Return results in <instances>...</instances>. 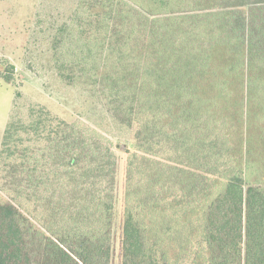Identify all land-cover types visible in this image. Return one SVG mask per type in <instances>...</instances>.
<instances>
[{
    "label": "trees",
    "instance_id": "trees-1",
    "mask_svg": "<svg viewBox=\"0 0 264 264\" xmlns=\"http://www.w3.org/2000/svg\"><path fill=\"white\" fill-rule=\"evenodd\" d=\"M72 9L45 35V62L133 148L41 106L10 120L0 264L111 263L115 148L128 154L121 264H264V0Z\"/></svg>",
    "mask_w": 264,
    "mask_h": 264
},
{
    "label": "rangeland",
    "instance_id": "rangeland-1",
    "mask_svg": "<svg viewBox=\"0 0 264 264\" xmlns=\"http://www.w3.org/2000/svg\"><path fill=\"white\" fill-rule=\"evenodd\" d=\"M72 5L73 0H0V76L11 79L10 83H5L0 78V147L7 123L12 119L27 122L29 108L41 106L52 117L67 123L80 122L90 128L111 130L115 147L119 149V146H125L132 151V134L120 133L112 128L99 102L88 100L80 90L64 86L59 82L53 66L45 62L44 52L50 47L45 35L52 25L53 28L68 25ZM10 65L14 67L12 73ZM34 144L43 147L42 142ZM117 148V187L110 264H121L124 172L128 158L127 153L119 152ZM29 210L32 211L31 208Z\"/></svg>",
    "mask_w": 264,
    "mask_h": 264
}]
</instances>
